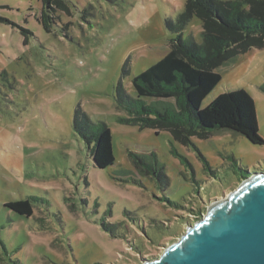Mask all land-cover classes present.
Masks as SVG:
<instances>
[{
  "label": "rangeland",
  "instance_id": "obj_1",
  "mask_svg": "<svg viewBox=\"0 0 264 264\" xmlns=\"http://www.w3.org/2000/svg\"><path fill=\"white\" fill-rule=\"evenodd\" d=\"M186 1L64 0L47 32L40 0H0V264L156 260L243 175L264 172V144L233 132L184 146L167 131L118 122L127 118L118 87L136 97L132 78L166 54L177 37L166 20L175 22ZM200 33L194 17L181 38L200 43ZM217 72L221 81L201 109L244 90L264 141V48ZM143 101L161 111L157 100ZM76 108L110 129L111 166L94 167L73 128ZM25 200L30 217L5 206Z\"/></svg>",
  "mask_w": 264,
  "mask_h": 264
},
{
  "label": "trees",
  "instance_id": "obj_2",
  "mask_svg": "<svg viewBox=\"0 0 264 264\" xmlns=\"http://www.w3.org/2000/svg\"><path fill=\"white\" fill-rule=\"evenodd\" d=\"M40 1L39 21L48 32L54 12L66 6L64 0ZM194 17L201 22L200 43L181 38ZM3 21L0 17V23ZM166 26L177 37L169 41L160 60L132 78L136 97L131 98L121 85L118 87L116 104L127 115L118 122L139 130L167 131L184 146L191 145L192 138L207 139L220 130L263 145L254 101L247 92L239 89L220 94L203 109L201 103L221 81L217 72L221 66L234 62L239 55L264 48V0H187L176 21L166 20ZM128 73L126 62L122 74ZM261 90L264 92V85ZM145 98L157 100L161 111L147 105ZM73 128L87 145L95 168L102 170L113 164L112 136L105 124H93L76 108ZM247 177L245 174L241 178ZM5 206L22 216L32 215L26 200Z\"/></svg>",
  "mask_w": 264,
  "mask_h": 264
},
{
  "label": "water",
  "instance_id": "obj_3",
  "mask_svg": "<svg viewBox=\"0 0 264 264\" xmlns=\"http://www.w3.org/2000/svg\"><path fill=\"white\" fill-rule=\"evenodd\" d=\"M144 264H264V172L210 205L177 243Z\"/></svg>",
  "mask_w": 264,
  "mask_h": 264
}]
</instances>
